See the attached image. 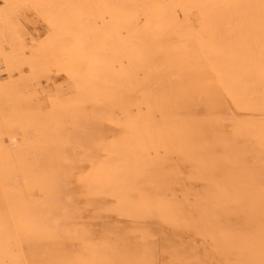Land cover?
Instances as JSON below:
<instances>
[{
  "label": "bare ground",
  "instance_id": "obj_1",
  "mask_svg": "<svg viewBox=\"0 0 264 264\" xmlns=\"http://www.w3.org/2000/svg\"><path fill=\"white\" fill-rule=\"evenodd\" d=\"M0 264H264V0H0Z\"/></svg>",
  "mask_w": 264,
  "mask_h": 264
},
{
  "label": "rangeland",
  "instance_id": "obj_2",
  "mask_svg": "<svg viewBox=\"0 0 264 264\" xmlns=\"http://www.w3.org/2000/svg\"><path fill=\"white\" fill-rule=\"evenodd\" d=\"M194 13H196V12H194ZM194 17L196 18L197 17V14H194ZM30 26L31 27H33V24L32 23H30ZM32 29V28H31ZM30 29V30H31ZM40 30L41 31H43V29L42 28H40ZM44 38H46V35L45 34H43V36H42V38L40 39V41H42ZM28 75H29V73H27ZM27 75V76H28ZM65 74L64 73H61V72H57V73H55V74H53V77H56V79H55V85H51L49 88L48 87H45V85L47 86V84H45V82H43V81H45L44 79H41V83L43 84V85H41V87L40 86H37L36 84H35V86H34V88L33 89H37V93L38 92H40V90H38V89H41V92H43V95L42 94H40L38 97H39V100L41 101V105L43 106V109H44V111L45 112H48L49 110H50V104H48V102H49V95L52 93V92H54V91H52V89L55 87H57V86H61V87H63L64 89L63 90H65L66 91V94H67V91H68V87H67V77H65L64 76ZM6 78V77H5ZM4 78V79H5ZM19 78V76H16L15 77V79H18ZM8 79L6 78L5 80H4V82H6ZM46 93H47V95H46ZM45 95V98H46V100L45 101H43V97L42 96H44ZM48 100V101H47ZM67 100V99H66ZM43 101V102H42ZM63 101V100H62ZM65 102V100L63 101V103ZM18 184H21V185H25V182L24 181H21V182H19ZM26 185H27V183H26ZM38 196H40V194H38ZM42 199V197L40 198V200ZM171 199V198H170ZM190 204L191 205H193L194 204V201L192 200L191 202H190Z\"/></svg>",
  "mask_w": 264,
  "mask_h": 264
}]
</instances>
